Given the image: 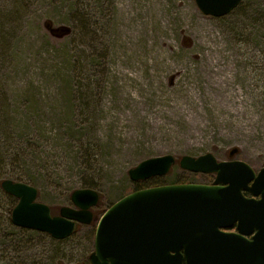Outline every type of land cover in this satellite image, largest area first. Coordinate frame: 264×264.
<instances>
[{
    "label": "rangeland",
    "instance_id": "1",
    "mask_svg": "<svg viewBox=\"0 0 264 264\" xmlns=\"http://www.w3.org/2000/svg\"><path fill=\"white\" fill-rule=\"evenodd\" d=\"M214 54L234 58V87L257 123L247 116L237 127L207 100ZM207 154L264 167V0L222 18L195 0H0V264H92L110 207L138 186L214 182L180 167ZM168 155L177 160L168 175L131 180L142 162ZM5 180L38 189L53 217L76 209L75 191L94 190L95 220L63 241L17 228L19 200Z\"/></svg>",
    "mask_w": 264,
    "mask_h": 264
},
{
    "label": "water",
    "instance_id": "2",
    "mask_svg": "<svg viewBox=\"0 0 264 264\" xmlns=\"http://www.w3.org/2000/svg\"><path fill=\"white\" fill-rule=\"evenodd\" d=\"M195 1L206 16L222 18L243 0ZM175 164L171 155L149 159L129 176L134 182L163 177ZM180 165L192 173L217 174L214 185H167L124 197L99 221L92 264H264V168L257 174L245 162H218L212 154L185 156ZM2 189L19 200L15 227L59 241L71 237L78 223L91 225V210L100 202L98 192L77 190L76 209L62 208L53 217L37 202L35 187L5 180ZM233 227L236 233L223 231Z\"/></svg>",
    "mask_w": 264,
    "mask_h": 264
},
{
    "label": "bare ground",
    "instance_id": "3",
    "mask_svg": "<svg viewBox=\"0 0 264 264\" xmlns=\"http://www.w3.org/2000/svg\"><path fill=\"white\" fill-rule=\"evenodd\" d=\"M234 58L229 57L228 59L220 60L218 54L207 57V65L204 70L203 77L208 81L212 88L210 92L213 94H207V100L221 112L228 114V117H236L237 127L242 126L244 119L248 116L252 122L257 123L258 118L256 113L253 111L250 103L246 101L244 97H241L238 91L234 87L237 73L233 69ZM214 89L216 93H214ZM191 97L200 100L201 104H205L202 100V96L195 94L191 91ZM176 113V112H175ZM174 113V114H175ZM149 123L155 127L163 126L164 123L151 120ZM246 128L252 130L251 127Z\"/></svg>",
    "mask_w": 264,
    "mask_h": 264
},
{
    "label": "flooded vegetation",
    "instance_id": "4",
    "mask_svg": "<svg viewBox=\"0 0 264 264\" xmlns=\"http://www.w3.org/2000/svg\"><path fill=\"white\" fill-rule=\"evenodd\" d=\"M194 174V173H193ZM204 175H215V174H204ZM217 177V176H216ZM153 180V179H152ZM216 180V179H215ZM215 182V181H214ZM214 182H212V183H208V182H204V183H186V182H184V183H180V182H178L177 184H171V185H186V184H199V185H207V186H212V185H214ZM162 187V186H167V185H163V184H158L157 183V185H154V186H151V187H148L149 189L150 188H155V187ZM148 188H146V189H148ZM137 189V188H136ZM142 190H144V189H142ZM140 191V190H139ZM244 195H245V197H247V198H252V196H251V194L250 193H248V192H244ZM92 212H93V214H94V218H95V213H94V211L92 210ZM224 232H228V233H236L237 232V229H236V227H233V228H231V229H226V230H223Z\"/></svg>",
    "mask_w": 264,
    "mask_h": 264
},
{
    "label": "trees",
    "instance_id": "5",
    "mask_svg": "<svg viewBox=\"0 0 264 264\" xmlns=\"http://www.w3.org/2000/svg\"><path fill=\"white\" fill-rule=\"evenodd\" d=\"M4 157L5 158L3 160L5 162L6 160H9L11 158V155H9L7 153V154H4ZM154 185H157V183L152 184V185H148V186L144 185L143 187L142 186H138L137 189H136V191H139V190H142V189H146V188L151 187V186H154Z\"/></svg>",
    "mask_w": 264,
    "mask_h": 264
}]
</instances>
